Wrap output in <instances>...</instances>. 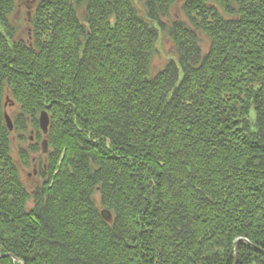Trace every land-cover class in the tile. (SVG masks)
<instances>
[{
    "label": "trees",
    "instance_id": "1",
    "mask_svg": "<svg viewBox=\"0 0 264 264\" xmlns=\"http://www.w3.org/2000/svg\"><path fill=\"white\" fill-rule=\"evenodd\" d=\"M33 2L0 0V264H264V0Z\"/></svg>",
    "mask_w": 264,
    "mask_h": 264
},
{
    "label": "rangeland",
    "instance_id": "2",
    "mask_svg": "<svg viewBox=\"0 0 264 264\" xmlns=\"http://www.w3.org/2000/svg\"><path fill=\"white\" fill-rule=\"evenodd\" d=\"M17 1V18L22 16L23 22L21 23V28H27L25 19L23 15H25L27 12L31 11L34 2L33 0H16ZM136 6L141 10L142 9V4L144 0H134ZM158 48V53L154 58V64L156 68H159L160 66L163 65L164 61L167 60V58L170 56V51H171V44L169 41L161 35L159 42L157 44ZM10 113V112H8ZM13 127V126H12ZM33 143V138L31 137L30 140L26 143H19L17 140V136L13 134L12 137V158L16 163V166L19 169V175L21 177V181L23 184L26 186L28 191L32 192L36 186L39 185L40 181L37 177L38 175V160L40 159L42 162L44 161V155L43 153L39 152V154L35 155H30L31 162L30 166L28 168L22 167L19 163V158L17 156V151L18 147H22L23 149H26V147L30 144ZM39 148L41 147V144L39 142ZM41 157V158H40ZM32 206V203L29 204V207ZM110 214V213H108ZM108 214H104V218L108 216ZM111 215V214H110ZM112 218V216H111ZM236 254V253H235ZM8 255V254H7Z\"/></svg>",
    "mask_w": 264,
    "mask_h": 264
},
{
    "label": "water",
    "instance_id": "3",
    "mask_svg": "<svg viewBox=\"0 0 264 264\" xmlns=\"http://www.w3.org/2000/svg\"><path fill=\"white\" fill-rule=\"evenodd\" d=\"M4 118H5V122H6V125H7V128L9 129V131H12V122L10 120V118L8 117L7 114L4 115ZM38 123H39V128L42 132L43 135H46L47 134V131H48V126H49V118H48V115L46 113V111H42L40 113V116H39V119H38ZM41 148H42V153L43 154H46L48 152V143H47V140H43L42 143H41ZM101 216L104 218V212L101 213ZM108 223H111L112 222V218H111V215L108 214L107 217L104 218ZM257 251H259L263 257H264V251L259 249V248H255ZM5 257H9V258H12L11 255H3V256H0V258H5ZM13 259V258H12ZM14 261H16L14 259ZM234 264L236 263V254H235V258H234Z\"/></svg>",
    "mask_w": 264,
    "mask_h": 264
}]
</instances>
